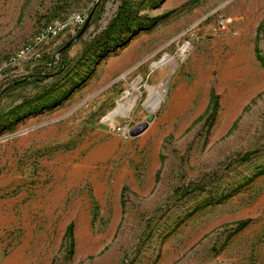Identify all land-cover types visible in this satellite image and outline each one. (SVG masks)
Returning <instances> with one entry per match:
<instances>
[{
	"label": "rangeland",
	"instance_id": "374dc122",
	"mask_svg": "<svg viewBox=\"0 0 264 264\" xmlns=\"http://www.w3.org/2000/svg\"><path fill=\"white\" fill-rule=\"evenodd\" d=\"M0 75V264H264V0H0Z\"/></svg>",
	"mask_w": 264,
	"mask_h": 264
},
{
	"label": "water",
	"instance_id": "95a60500",
	"mask_svg": "<svg viewBox=\"0 0 264 264\" xmlns=\"http://www.w3.org/2000/svg\"><path fill=\"white\" fill-rule=\"evenodd\" d=\"M90 18H91V15L88 17V19H86V21H85V23H84L82 29L80 30V32H79V34L76 36V38H79V37L85 32V30L87 29V27H88V25H89ZM68 46H69V44H67V45L64 47V49L67 48ZM64 49H62V51H63ZM151 119H152V118L149 117V118H148V122H150ZM146 127H147V123H145V124H143L142 126L138 127L133 133H130L129 135H130L131 137H136V136H138L143 130H145Z\"/></svg>",
	"mask_w": 264,
	"mask_h": 264
},
{
	"label": "trees",
	"instance_id": "16d2710c",
	"mask_svg": "<svg viewBox=\"0 0 264 264\" xmlns=\"http://www.w3.org/2000/svg\"><path fill=\"white\" fill-rule=\"evenodd\" d=\"M66 64H64L63 63V65H61V67H60V72L62 73V72H65L66 71V68H63V66H65ZM49 71V69H43V72L42 73H37L38 72V70H37V72L35 71V75H31V76H29L28 78H27V80H31V82H39L40 81V79L39 78H41L42 76L40 75V74H44V71Z\"/></svg>",
	"mask_w": 264,
	"mask_h": 264
},
{
	"label": "bare ground",
	"instance_id": "6f19581e",
	"mask_svg": "<svg viewBox=\"0 0 264 264\" xmlns=\"http://www.w3.org/2000/svg\"><path fill=\"white\" fill-rule=\"evenodd\" d=\"M164 85V84H163ZM156 98L158 99V100H160V97L158 96V94L156 95ZM118 106V105H117Z\"/></svg>",
	"mask_w": 264,
	"mask_h": 264
},
{
	"label": "built area",
	"instance_id": "2783aa9c",
	"mask_svg": "<svg viewBox=\"0 0 264 264\" xmlns=\"http://www.w3.org/2000/svg\"><path fill=\"white\" fill-rule=\"evenodd\" d=\"M0 78H1V75H0Z\"/></svg>",
	"mask_w": 264,
	"mask_h": 264
}]
</instances>
